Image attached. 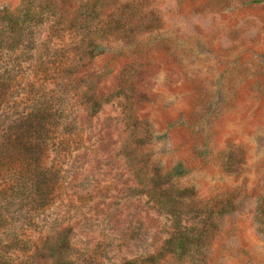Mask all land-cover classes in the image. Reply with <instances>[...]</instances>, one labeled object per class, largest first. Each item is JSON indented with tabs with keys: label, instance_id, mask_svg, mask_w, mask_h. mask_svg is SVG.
Returning a JSON list of instances; mask_svg holds the SVG:
<instances>
[{
	"label": "rangeland",
	"instance_id": "rangeland-1",
	"mask_svg": "<svg viewBox=\"0 0 264 264\" xmlns=\"http://www.w3.org/2000/svg\"><path fill=\"white\" fill-rule=\"evenodd\" d=\"M145 1L163 25L138 52L79 60L81 35L47 13L0 49V264H55L53 252L62 264L140 263L160 249L172 218L141 191L127 146L142 130L128 112L165 134L147 158L163 171L180 161L198 200L261 186L264 0ZM227 145L245 154L238 175L221 170ZM251 206L220 219L204 264H264Z\"/></svg>",
	"mask_w": 264,
	"mask_h": 264
},
{
	"label": "trees",
	"instance_id": "trees-1",
	"mask_svg": "<svg viewBox=\"0 0 264 264\" xmlns=\"http://www.w3.org/2000/svg\"><path fill=\"white\" fill-rule=\"evenodd\" d=\"M46 13L81 35L79 60H91L108 51L120 56L138 52L142 37L163 25L162 14L145 0H20L15 7L0 8V49L14 50L26 29L37 25ZM118 93L125 94V90L120 89ZM98 107V102L92 103L89 110L93 113ZM126 123L131 133L136 127L143 133L136 139L135 133L127 146V157L133 163L141 191L171 216L173 230L155 254L140 263L129 260L124 264H157L167 256L174 257L179 263L204 264L220 219L241 209L247 198L252 199L248 210L250 219L256 231L264 235V179L259 188L253 189L254 193L235 191L224 199L200 201L193 186L179 182V178L187 173L180 161L163 171L148 160L149 144L164 138L165 134H156L145 119L138 120L130 112L126 114ZM136 150L140 155L135 154ZM219 163L225 175H238L239 166L245 163V154L227 145ZM188 216L200 217L201 226L188 225L185 222ZM49 256L54 257L55 264H62L61 253L55 255L53 252Z\"/></svg>",
	"mask_w": 264,
	"mask_h": 264
}]
</instances>
